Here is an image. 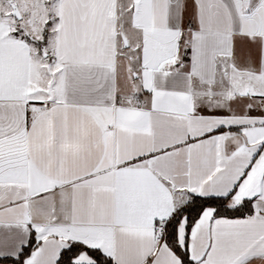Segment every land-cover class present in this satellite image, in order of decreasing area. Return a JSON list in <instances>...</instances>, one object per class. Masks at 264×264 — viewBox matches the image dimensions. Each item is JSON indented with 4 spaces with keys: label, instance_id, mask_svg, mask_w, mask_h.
I'll return each instance as SVG.
<instances>
[{
    "label": "snow or ice",
    "instance_id": "obj_1",
    "mask_svg": "<svg viewBox=\"0 0 264 264\" xmlns=\"http://www.w3.org/2000/svg\"><path fill=\"white\" fill-rule=\"evenodd\" d=\"M0 264H264V0H0Z\"/></svg>",
    "mask_w": 264,
    "mask_h": 264
}]
</instances>
